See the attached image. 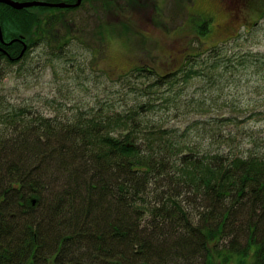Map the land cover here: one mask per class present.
<instances>
[{
    "label": "trees",
    "instance_id": "16d2710c",
    "mask_svg": "<svg viewBox=\"0 0 264 264\" xmlns=\"http://www.w3.org/2000/svg\"><path fill=\"white\" fill-rule=\"evenodd\" d=\"M60 14L0 4V81L38 43L62 57ZM249 68H264L263 51L217 44L179 71L137 65L96 103L54 114L0 92V264H229L253 249L264 264V153L235 152L219 129L231 116L185 130L163 112L191 79ZM199 127L207 139L190 138Z\"/></svg>",
    "mask_w": 264,
    "mask_h": 264
},
{
    "label": "rangeland",
    "instance_id": "374dc122",
    "mask_svg": "<svg viewBox=\"0 0 264 264\" xmlns=\"http://www.w3.org/2000/svg\"><path fill=\"white\" fill-rule=\"evenodd\" d=\"M130 1L110 0L113 9H101L99 0L89 9L88 5L68 11L30 7L61 13L66 24H59L52 34H63L69 25L72 39L61 58L52 57V47L38 43L27 60L9 66L0 81V92L15 103L54 114L96 103L97 96L103 97L107 89L114 88L109 82L137 65H150L162 74L179 71L188 53L204 52L217 44L230 51L264 52V0H251L249 4L247 0ZM240 2L242 11L236 20L232 11ZM206 18L211 19V31L198 38L196 26ZM178 105V109L163 111L169 120L167 125L186 130L195 120L231 116L233 122H223L219 129L226 136L233 135L235 152L264 153V68L228 72L217 82L193 78ZM198 130L201 128H191L190 138L207 139L208 134L198 136ZM253 252L235 255L229 264L239 259L250 264Z\"/></svg>",
    "mask_w": 264,
    "mask_h": 264
},
{
    "label": "flooded vegetation",
    "instance_id": "af4514ba",
    "mask_svg": "<svg viewBox=\"0 0 264 264\" xmlns=\"http://www.w3.org/2000/svg\"><path fill=\"white\" fill-rule=\"evenodd\" d=\"M66 4H69V6H65L63 7L64 9H79V8H84V5H88V9L89 8H94V6L97 4L96 1L98 0H81V3L79 5H76V3L78 2V0H63ZM115 1V0H114ZM140 2L142 0H139ZM55 2H58V1H55ZM3 3V4H7L6 2H0V4ZM129 4L133 3V0H131L130 2H128ZM114 3L110 2V0H99V4H97L98 6H101V9H113L112 6H113ZM9 5V4H7ZM137 5L139 6H142L140 4L137 3ZM242 5V2L238 3L236 6H235V9H233L232 13H233V18L236 19V20H239L240 19V13L239 11H242V9L240 8ZM11 6V5H9ZM13 7V6H11ZM43 7H55V6H43ZM132 7H135V6H132ZM15 8V7H13ZM55 8H60L62 9V7H55ZM155 9H158L156 7H154ZM154 8H151V9H154ZM2 9H7L6 7H2ZM15 9H18V8H15ZM23 9V8H21ZM86 9V8H84ZM127 9H129L127 7ZM171 9V7L169 8ZM174 9H178V8H174Z\"/></svg>",
    "mask_w": 264,
    "mask_h": 264
},
{
    "label": "water",
    "instance_id": "95a60500",
    "mask_svg": "<svg viewBox=\"0 0 264 264\" xmlns=\"http://www.w3.org/2000/svg\"><path fill=\"white\" fill-rule=\"evenodd\" d=\"M0 2H6L7 4L21 9V8H27V7H32V6H58V7H64L67 6V4L65 2H50V1H42V0H25V1H21V0H0ZM81 3V0H78V2L76 3V5H79ZM0 39L3 43H5V40L3 38V32H2V28L0 25ZM27 48V44H24L23 50L19 55V58L22 57V55L24 54L25 50Z\"/></svg>",
    "mask_w": 264,
    "mask_h": 264
},
{
    "label": "bare ground",
    "instance_id": "6f19581e",
    "mask_svg": "<svg viewBox=\"0 0 264 264\" xmlns=\"http://www.w3.org/2000/svg\"><path fill=\"white\" fill-rule=\"evenodd\" d=\"M42 6V5H41ZM44 6V5H43ZM45 6H47V5H45ZM67 6H69V4H67ZM55 7H58V6H55ZM65 7V6H64ZM60 9V8H59ZM62 9H64L63 7H62Z\"/></svg>",
    "mask_w": 264,
    "mask_h": 264
}]
</instances>
